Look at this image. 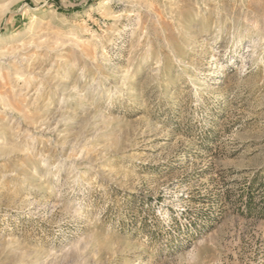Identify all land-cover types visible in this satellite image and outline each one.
Returning a JSON list of instances; mask_svg holds the SVG:
<instances>
[{
	"label": "rangeland",
	"instance_id": "1",
	"mask_svg": "<svg viewBox=\"0 0 264 264\" xmlns=\"http://www.w3.org/2000/svg\"><path fill=\"white\" fill-rule=\"evenodd\" d=\"M0 264H264V0H0Z\"/></svg>",
	"mask_w": 264,
	"mask_h": 264
}]
</instances>
